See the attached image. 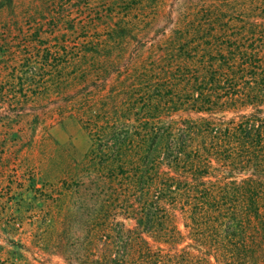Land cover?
<instances>
[{"label":"trees","instance_id":"16d2710c","mask_svg":"<svg viewBox=\"0 0 264 264\" xmlns=\"http://www.w3.org/2000/svg\"><path fill=\"white\" fill-rule=\"evenodd\" d=\"M75 23L98 27L95 20ZM139 26L121 17L108 23L112 31ZM132 34L117 42L133 49L88 52L93 65L80 75L82 84L58 92L89 90L77 105L69 97L44 99L59 101V112L47 108L46 116L78 118L93 143L96 177L109 189L120 186L117 202L135 212L139 227H175L180 211L215 237L205 264L255 253L264 239L256 232L264 226V0H200L170 13L154 35ZM30 70L38 73L36 65ZM91 82L100 89L92 91ZM36 85L0 80V107L11 108L22 95L34 104ZM43 92L48 97L50 89ZM122 230L108 245L111 255L91 261L155 264L149 244L146 257L129 258L134 241ZM115 248L121 258L113 257Z\"/></svg>","mask_w":264,"mask_h":264},{"label":"rangeland","instance_id":"374dc122","mask_svg":"<svg viewBox=\"0 0 264 264\" xmlns=\"http://www.w3.org/2000/svg\"><path fill=\"white\" fill-rule=\"evenodd\" d=\"M199 3L12 0L8 8L9 1L0 0V80L18 86L35 83L38 91L31 99H40L30 104L22 95L11 108L0 107V264H78L83 258L97 264L93 262L97 257L111 255L108 245L120 241L124 226L123 238L134 241L130 259L146 257L147 244L155 251V264H205L206 257L213 255V234L200 231L190 216L180 211L174 215L175 227H139L135 212L125 211L117 202L120 186L110 187L111 193L105 178L96 177L91 159L93 143L83 124L74 116L63 120L58 114L46 116L47 108L48 112L58 111L59 101L42 102L69 97L77 105L89 84L78 86L70 95H62L58 89L73 81L82 84L80 75L93 65L88 52L133 49L135 44L122 46L118 38L134 35L132 32L152 36L167 24L170 13ZM157 10L160 16L155 20ZM117 17L128 18L134 25L140 21L141 26L112 31L108 23ZM75 19L95 20L98 27L95 31L77 28ZM92 40H98L99 46ZM77 55L82 58L76 62ZM33 65L41 74L31 72ZM90 85L92 91L100 89V83ZM45 87L50 89L48 97L43 92ZM113 203L116 206L112 208ZM256 232L263 236L264 226ZM263 240L255 253L217 262L213 257L212 261L264 264ZM119 251L123 253L115 248L113 257L121 258Z\"/></svg>","mask_w":264,"mask_h":264}]
</instances>
